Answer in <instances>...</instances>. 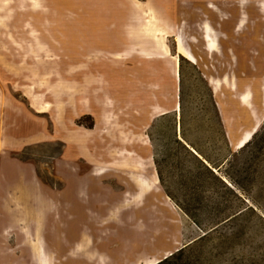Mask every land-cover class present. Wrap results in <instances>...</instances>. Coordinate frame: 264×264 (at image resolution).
<instances>
[{
    "label": "rangeland",
    "instance_id": "obj_1",
    "mask_svg": "<svg viewBox=\"0 0 264 264\" xmlns=\"http://www.w3.org/2000/svg\"><path fill=\"white\" fill-rule=\"evenodd\" d=\"M39 255L264 264V0H0V264Z\"/></svg>",
    "mask_w": 264,
    "mask_h": 264
},
{
    "label": "bare ground",
    "instance_id": "obj_2",
    "mask_svg": "<svg viewBox=\"0 0 264 264\" xmlns=\"http://www.w3.org/2000/svg\"><path fill=\"white\" fill-rule=\"evenodd\" d=\"M206 40H207V43H208L207 44L208 45V50L209 51L215 50V47H217V40H215L211 36L209 37V35L206 36ZM157 51L161 52L160 56L163 57V58L167 57L169 55V52H170L169 47L166 46V45L165 46H163V45L158 46ZM179 53H180V56H185L190 61H192L194 63H197V60H196V58L194 56V53L192 51L181 47L180 50H179ZM155 54L156 53L145 52L142 55H144V58L147 59V60H154V59L157 58V56H159V55H155ZM175 59H176V63L174 65V75H175V77L177 79H180V60H179L178 56ZM243 100H247V97H243ZM32 104H33L34 108L39 109L42 113L47 112L48 110H50V108L52 106L49 103L41 104L40 100L37 99L36 97L32 98ZM178 108H179V111H180V105L177 106V110H178ZM243 143H245V141H243L242 144ZM158 181H159L158 177H153V185L157 184ZM143 191L144 190L141 187V192H143ZM149 191H150V187L148 188V186H146L145 192H149ZM142 196H143V194L141 193V198H142ZM139 198H136V200H140ZM156 244H157L156 241H155L154 244H151V245H149V243H144V245L142 247H139V250L145 251V252H149L152 248H155ZM101 257H100L101 258L100 263L101 264H105L106 260L104 258H106V256L101 255ZM53 258H54L53 255L52 256L48 255V259L49 260H53ZM157 263L158 262H153L151 264H157ZM44 264H46V263H44Z\"/></svg>",
    "mask_w": 264,
    "mask_h": 264
},
{
    "label": "trees",
    "instance_id": "obj_3",
    "mask_svg": "<svg viewBox=\"0 0 264 264\" xmlns=\"http://www.w3.org/2000/svg\"><path fill=\"white\" fill-rule=\"evenodd\" d=\"M213 106L217 109V106L215 105V101H214V103H213ZM180 108H181V110H183V108H184L183 101H181ZM184 139L186 140L187 145L183 146V144H181V142H179V141L177 142V144H178V145H182V147H184V148L187 150V152H190V154L194 157V159H195V161H196V163H197V165H198V167H199L200 170H205V171H207L208 173H210L212 176L218 178V177L215 175L216 172L213 170L214 167H212V166H214L213 162H212L209 158H207V157L204 155V153L201 152L196 146H194L189 140H187L186 138H184ZM192 149L195 150L196 153H195ZM227 160H228V159H227ZM225 163H226V162H225ZM225 163H224V164H225ZM224 164L221 165V166H218L219 169H220V168L222 169V167L224 166ZM210 165H211V166H210ZM197 179L200 180L201 177L198 176ZM204 237H205V236H204ZM204 237H202L200 240H203ZM200 240H199V241H200ZM195 243H196V242H195ZM191 245H192V244H191ZM191 245H189V246H187L186 248L180 250V251L177 253V254H178V257H177V258L182 257V256L185 254L186 249L189 248ZM175 256H176V254H173L171 257H175ZM169 260H170V258H167V259H165L164 261H162V262L159 263V264L166 263V262H168Z\"/></svg>",
    "mask_w": 264,
    "mask_h": 264
},
{
    "label": "crops",
    "instance_id": "obj_4",
    "mask_svg": "<svg viewBox=\"0 0 264 264\" xmlns=\"http://www.w3.org/2000/svg\"><path fill=\"white\" fill-rule=\"evenodd\" d=\"M193 243H194V242H192L191 244H193ZM191 244H189V245H191ZM149 245H151V244H149ZM189 245H188V246H189ZM186 247H187V246H186ZM186 247H185V248H186ZM153 249H154V248H152L151 250H153ZM151 250H150V251H151ZM180 250H182V249H180ZM180 250H178V252H179ZM150 251H149V252H150ZM141 252H145V251H141ZM149 252H145V253H149ZM142 254H143V253H142ZM171 254H173V253H171ZM146 256H147V254H146ZM40 258H42V256H40ZM167 258H168V257H166L165 259H167ZM42 260L45 261L44 263H46L47 261H52V260H49V259H48V255H46V257L43 256ZM162 261H163V260H156V262H158L157 264L161 263Z\"/></svg>",
    "mask_w": 264,
    "mask_h": 264
}]
</instances>
